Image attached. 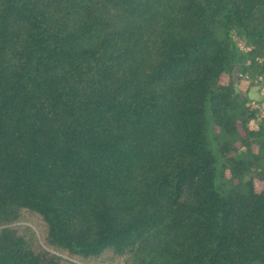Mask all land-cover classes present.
I'll use <instances>...</instances> for the list:
<instances>
[{
    "label": "trees",
    "instance_id": "trees-1",
    "mask_svg": "<svg viewBox=\"0 0 264 264\" xmlns=\"http://www.w3.org/2000/svg\"><path fill=\"white\" fill-rule=\"evenodd\" d=\"M263 79L264 0H0V264H264Z\"/></svg>",
    "mask_w": 264,
    "mask_h": 264
},
{
    "label": "rangeland",
    "instance_id": "rangeland-1",
    "mask_svg": "<svg viewBox=\"0 0 264 264\" xmlns=\"http://www.w3.org/2000/svg\"><path fill=\"white\" fill-rule=\"evenodd\" d=\"M258 88H259V85H254V86H252V87L249 88V91H248L247 94H248L249 98L252 101H255V100H258V99L263 101V99H264L263 98L264 94H262L263 93V90L258 89ZM23 222L25 224H28L32 228H36L30 219H25ZM119 263H120V261H118L115 258V256L112 255V254H104L100 258L83 261V264H119Z\"/></svg>",
    "mask_w": 264,
    "mask_h": 264
},
{
    "label": "water",
    "instance_id": "water-1",
    "mask_svg": "<svg viewBox=\"0 0 264 264\" xmlns=\"http://www.w3.org/2000/svg\"><path fill=\"white\" fill-rule=\"evenodd\" d=\"M236 70H237V67L234 68L233 70V73H234V77H235V89L238 91V78H237V75H236Z\"/></svg>",
    "mask_w": 264,
    "mask_h": 264
},
{
    "label": "crops",
    "instance_id": "crops-1",
    "mask_svg": "<svg viewBox=\"0 0 264 264\" xmlns=\"http://www.w3.org/2000/svg\"><path fill=\"white\" fill-rule=\"evenodd\" d=\"M258 87V86H257ZM259 100V99H258Z\"/></svg>",
    "mask_w": 264,
    "mask_h": 264
}]
</instances>
